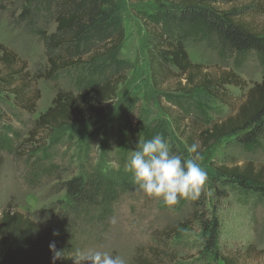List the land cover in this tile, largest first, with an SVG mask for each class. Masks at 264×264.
<instances>
[{"label":"rangeland","instance_id":"374dc122","mask_svg":"<svg viewBox=\"0 0 264 264\" xmlns=\"http://www.w3.org/2000/svg\"><path fill=\"white\" fill-rule=\"evenodd\" d=\"M117 2L126 38L114 58H99L87 68L84 63L76 64L50 80L35 77L49 67L48 54L44 40L34 33L35 25L20 18L21 3L0 9V45L27 63L26 70L34 77L32 89L40 90L33 112L18 107L12 95L0 94V215L4 209L24 212L49 227L56 240L70 239L72 264H77V249L119 255L126 264H138V257L150 255L158 264H224L223 256L236 264H264V198L223 186L215 170L216 165L225 163L253 161L264 165V138L250 148L239 146L233 137L226 138L201 154L200 163L208 174L199 197L205 208L196 221L184 226L194 211L193 201L180 200L169 209L161 200L139 191L126 171L132 151L156 134L167 140L173 153L183 158L194 156L180 132L193 134L198 146L200 129L233 115L247 91L262 81L264 58L255 51L231 52L216 35L205 32L199 24H188L182 33L191 61L214 79L232 71L240 76L241 86L226 85L228 101H222L201 87H186L185 76L174 65L156 84L150 67L148 29L160 31L161 24L155 25L151 17L163 10L146 0ZM216 7L241 9L250 27L264 34V0L220 2ZM37 10L36 26L55 32L54 16ZM115 72L127 78L119 84L104 116L56 130L44 147L34 150L26 142L34 121L52 105L58 90L77 91ZM94 171L114 174L116 197L107 213L93 210L78 215L61 183ZM202 219L219 222L212 249L206 245ZM177 224L180 226L172 230Z\"/></svg>","mask_w":264,"mask_h":264},{"label":"trees","instance_id":"16d2710c","mask_svg":"<svg viewBox=\"0 0 264 264\" xmlns=\"http://www.w3.org/2000/svg\"><path fill=\"white\" fill-rule=\"evenodd\" d=\"M146 1L163 10L151 17L155 25L161 24L160 31L148 29L150 67L156 84L167 76L171 65H174L185 76L186 87H201L222 101H228L226 85L241 86L238 74L223 72L214 79L203 73L200 64L191 61L182 33L188 24H199L205 32L216 35L221 45L231 52L245 54L255 51L264 58V34L250 27L241 9L216 7L220 2L237 0ZM18 3H21L20 18L35 25L34 33L44 40L48 54L49 67L44 72H38L36 78L53 79L59 72L76 64L84 63L85 68L92 67L99 58L111 61L126 38L117 0H0V9ZM37 9H44L54 16L57 23L55 32L48 33L36 26ZM94 43L96 46L92 47ZM26 69V62L13 50L0 45V94L12 95L18 107L33 112L40 90L32 89L34 77L32 79ZM126 78L121 72H115L100 83L82 86L77 91L58 90L52 105L34 121L26 142L31 143L35 150L44 147L56 130L104 116L117 95L119 84ZM174 123L180 132L181 127L175 117ZM180 134L188 146L196 144L193 134L186 135L183 131ZM232 137L243 148L256 146L264 138V76L260 83L247 91L245 100L233 115L200 129L197 151L202 154L217 142ZM215 170L223 186H233L244 193L264 198V165L257 166L253 161L242 165L225 163L216 165ZM113 175L110 171H94L75 176L63 181L61 189L66 190L72 199L76 214L93 210L107 213L109 203L117 193ZM193 203L194 211L183 226L196 221L205 208L200 198ZM201 221L206 245L212 249L219 234V222L217 219L211 223L207 219ZM179 226H173L172 230ZM53 241L56 251L61 252L55 261L54 252L49 247ZM73 253L70 239L56 240L49 227H44L28 214L9 209L1 212L0 264H72ZM221 259L224 264H236L229 256ZM137 261L138 264H158L151 255L149 258L140 256Z\"/></svg>","mask_w":264,"mask_h":264},{"label":"clouds","instance_id":"9594fccd","mask_svg":"<svg viewBox=\"0 0 264 264\" xmlns=\"http://www.w3.org/2000/svg\"><path fill=\"white\" fill-rule=\"evenodd\" d=\"M187 150L195 155L183 158L173 153L167 140L161 134H156L139 143L132 151L126 171L131 174L132 182L139 191L149 198L161 200L169 209L180 200L195 201L202 193L208 174L200 163L203 157L197 151V145L193 144ZM49 247L54 252L55 261L61 252L56 251L54 241ZM76 257L77 264L80 261H88L89 264H126L119 255L99 250L84 253L77 249Z\"/></svg>","mask_w":264,"mask_h":264}]
</instances>
